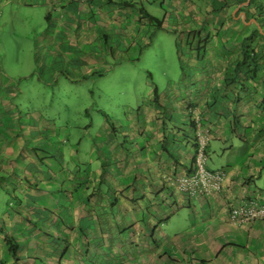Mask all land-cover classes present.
<instances>
[{"label":"crops","instance_id":"0c3cea01","mask_svg":"<svg viewBox=\"0 0 264 264\" xmlns=\"http://www.w3.org/2000/svg\"><path fill=\"white\" fill-rule=\"evenodd\" d=\"M46 1L31 5L42 7L47 26L59 24L52 9L79 38L86 33L96 41L101 27L108 29L104 39L127 48L112 46L105 55L134 67L145 56L157 74L141 69L148 97L112 129L85 140L91 151L82 155L80 140L69 161L63 147L46 166L32 155L39 149L31 131L18 132L19 92L3 77L0 53V188L15 179L25 198L14 196L21 206L13 212L15 228H0L7 254L0 264H264V221L235 226L229 219L232 206L264 204V0ZM8 4L0 0L1 12ZM53 34L45 33L50 49ZM157 44L161 54L148 55ZM247 50L255 51L252 59ZM198 117L211 133L209 155L236 157L225 161L220 193L192 198L176 181L190 172ZM185 218L190 227L168 237L167 226L178 230Z\"/></svg>","mask_w":264,"mask_h":264},{"label":"rangeland","instance_id":"374dc122","mask_svg":"<svg viewBox=\"0 0 264 264\" xmlns=\"http://www.w3.org/2000/svg\"><path fill=\"white\" fill-rule=\"evenodd\" d=\"M261 3L264 5V2ZM31 4L33 0H15L13 3L10 0L8 8L2 12L0 10V53L3 56V69L6 70L2 74L5 80L15 82V89L19 92L16 97L20 105L19 111L15 110L14 114L18 123L24 126L18 132L25 135L31 131L30 140L39 149L32 155H38L49 166L48 160L61 154L63 147L66 150L63 153L66 156L64 160L67 162L72 154L71 150L80 140H92L104 134V128L112 129V123H120L131 108L142 105L144 98L148 97V88L147 74L141 69L151 68L155 75L157 70L145 56L134 67L129 61L123 63L105 55L112 46L119 51L127 48V45L115 37L104 39L103 35H110V30L101 27L99 38L95 37L96 41L83 38L86 33L79 38L69 29L71 26H68L67 21L56 16V11L49 10L53 21H59V24L52 23L49 27L42 7H32ZM11 7L14 9L10 10ZM153 10L152 13L160 15L156 8ZM77 18L79 20L76 25L79 26L80 18ZM92 20L95 24L100 23L96 17L92 16ZM19 22L20 26L12 31L13 25ZM49 31L54 33L52 49L45 35ZM37 42H40L38 47ZM161 46L155 45L148 55H160ZM93 60L96 63H92ZM4 100L5 103L13 101L11 95ZM4 128V125L0 126V130ZM83 150L91 151L90 142H83ZM208 152L209 150L207 156ZM85 153L83 151L82 155ZM27 154L28 152L25 157ZM74 154L76 158L82 156L79 152ZM234 157L235 154L224 155L212 150L206 166L211 171L224 168L220 170L228 172L229 164L225 165V161ZM15 181L11 178L4 185L12 187L0 188V228H6L9 233L15 228L13 212L21 207L14 196L17 195L22 201L25 199L21 190L17 188L16 191ZM44 185L48 188L52 183L44 182ZM61 189L60 185L53 189L54 194L57 195ZM50 208L53 210L52 206ZM167 227L165 230L168 237H171L174 232L190 226L185 218L183 224L178 225V230L170 225ZM6 255L0 243V260H4ZM44 262L48 263L47 259Z\"/></svg>","mask_w":264,"mask_h":264},{"label":"built area","instance_id":"2783aa9c","mask_svg":"<svg viewBox=\"0 0 264 264\" xmlns=\"http://www.w3.org/2000/svg\"><path fill=\"white\" fill-rule=\"evenodd\" d=\"M195 137L197 151L195 154V171L177 180L179 193L192 198L207 197L220 193L225 185L227 173L225 170L211 171L207 168V147L211 140V133L200 124L197 119ZM230 222L235 226H243L264 221V204L260 200L243 202L230 209Z\"/></svg>","mask_w":264,"mask_h":264},{"label":"trees","instance_id":"16d2710c","mask_svg":"<svg viewBox=\"0 0 264 264\" xmlns=\"http://www.w3.org/2000/svg\"><path fill=\"white\" fill-rule=\"evenodd\" d=\"M251 53H255V51H246V54H245V56H246V58H249V59H252V57H249V56H251L250 54ZM256 62L257 61H255V60H253L252 61V64H256ZM243 63H245V62H243ZM243 65L244 64H240L239 66H238V69H241V67H243ZM259 65H257V67H258ZM240 67V68H239ZM194 126V131H196V125H193ZM195 140V147H196V151H197V142H196V138L194 139ZM209 146V145H208ZM207 150H208V147H207ZM195 154H196V152H195ZM187 168L188 169H190L189 171V173H188V175H191V174H193L194 173V171H195V157H194V159L191 161V166L190 167H188L187 166ZM182 195V194H181ZM185 196H187V195H185ZM187 197H189V196H187ZM232 207H234V206H232ZM7 238H8V240H9V242H10V244L11 245H13V246H15L16 245V243H15V241H14V239H12L10 236H7Z\"/></svg>","mask_w":264,"mask_h":264}]
</instances>
